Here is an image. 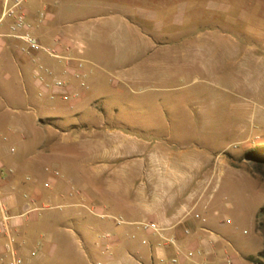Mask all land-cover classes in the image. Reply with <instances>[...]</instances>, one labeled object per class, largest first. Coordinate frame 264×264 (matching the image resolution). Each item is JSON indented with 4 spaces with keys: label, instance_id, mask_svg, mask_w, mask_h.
<instances>
[{
    "label": "rangeland",
    "instance_id": "1",
    "mask_svg": "<svg viewBox=\"0 0 264 264\" xmlns=\"http://www.w3.org/2000/svg\"><path fill=\"white\" fill-rule=\"evenodd\" d=\"M95 1L79 0L76 8L72 1L73 11L102 14ZM145 5L159 14L133 17L142 31L126 46L115 36L111 46L99 50L96 41L88 42L84 56L91 86L80 104L70 108V100L55 96L37 104V110L20 108L26 139L2 140L7 149H18L7 153L8 167L19 161L22 177H33L37 168L41 183H49L47 193H54L37 211L38 220H28L17 232L24 241L23 264H85L88 238L115 234L124 214L104 209L103 200L110 196L100 194L94 211L90 201H82L83 183L91 184L97 170L109 175L99 179V186L112 193L136 180L146 187L162 186L165 174L166 185L178 186L182 200L192 197L195 213L208 219L215 234L249 253V264H264V165L248 156L264 147V64L257 59L264 58V50L254 44L257 28L264 26L258 0ZM185 5L189 13L176 14ZM248 47L249 66L241 67ZM49 76L65 80L67 75L56 70ZM20 78L30 81L26 72ZM2 95L1 108L14 105L6 89ZM48 104L54 109H46ZM41 118L90 128L72 130L64 141L58 131L37 125ZM76 133H81L79 139ZM2 175L0 169V180ZM56 179L63 182L53 187ZM68 181L73 192L63 194L59 190ZM93 225L99 230H92ZM90 259L87 264L106 261L100 254Z\"/></svg>",
    "mask_w": 264,
    "mask_h": 264
},
{
    "label": "crops",
    "instance_id": "2",
    "mask_svg": "<svg viewBox=\"0 0 264 264\" xmlns=\"http://www.w3.org/2000/svg\"><path fill=\"white\" fill-rule=\"evenodd\" d=\"M72 1L77 4L75 8L81 6L79 0H26L24 4L28 18L34 24L35 35L43 45L58 51L61 58H56L44 51L27 53L22 50L24 42L11 35L12 20L3 17L4 0H0V100L5 98L2 91L6 89L9 100L14 104L5 108L0 106V169L4 174L1 176L3 180H0V192L14 215L13 230L16 235L28 220H38L37 211L43 207L41 205L46 204V200H51L54 194L47 193L48 181L41 183L37 168H34L33 177H22L19 161H13L14 166L7 165V153H17L18 149L15 145L7 149L8 147L2 144V140L7 141L13 136L15 139H26L23 132L24 128H27L21 124L22 119L18 116L21 113L20 108L27 107L28 111L37 110V104H45L47 98H52L53 94L65 100L62 98L64 92L71 94L70 108L80 104L87 97L86 91L91 86L89 70L85 65L89 60L84 56L88 42L96 41L94 46L99 50L100 45L111 46L112 36H115L114 39L126 46L136 33L142 31L132 18L137 16L143 20L151 18L153 14H159L157 10L145 4L160 0H96L93 6L100 11L102 9V14L76 13L78 10L73 11ZM119 4H125L127 7L119 9ZM181 9H178L176 14H188L190 8L185 5ZM257 12L260 14L259 17L264 19V0H258ZM40 14H44V18L41 19ZM113 23H117V27L112 29ZM104 33L109 37L107 38ZM142 33L143 36L146 34ZM256 34L254 44L258 49L264 50V26L257 28ZM249 48L245 49L246 62L241 67L249 66ZM257 59L258 64L262 59L264 64V58L258 55ZM56 70L63 71L67 75L65 79L67 85L63 88L55 86V78L49 76ZM24 72L30 77L28 83L21 81L20 77L24 76ZM78 73L79 76L76 75ZM245 77L248 82L247 72ZM44 107L54 109L49 104ZM97 108L96 106L93 109ZM42 120L43 118L36 121L37 125H42L45 131L51 129L58 131L64 136V141H66L65 137L71 135L72 130L78 132L90 128L85 124L57 125ZM91 127L98 128L96 125ZM80 134H74L75 139H79ZM38 145V149L43 147L40 143ZM94 175L91 184L87 180L83 183L82 190L85 192L83 203L90 201V204H86H89L90 210L94 211L99 208L98 196L109 195L110 198H103L104 209L121 212L125 219L123 217L120 219L114 235L107 233L106 237L94 235L88 238L87 242L91 249L82 252L87 259L85 264L89 263L88 260H93L90 257L97 258L99 254L106 261L105 263L97 261L98 264H249V253L244 252L230 239L215 234L210 229L208 219L195 213L197 203L194 205L193 198L187 195V198L182 200L183 194L176 192L179 191L178 186L166 185L168 177L165 174L162 186L146 187L142 184L138 185L136 180L118 193L110 192V188L106 192L103 184L99 186V179L109 175L106 176L100 170L94 171ZM61 182H63L61 179L53 180V187ZM65 183L66 185L59 191L63 194H71L73 191L69 181ZM149 221L156 222L161 229L159 231L144 229L141 223ZM124 223L126 226L123 225ZM90 228L99 230L96 225ZM21 242L24 245V241ZM190 252H193L192 256L189 255ZM174 259L177 261H173Z\"/></svg>",
    "mask_w": 264,
    "mask_h": 264
},
{
    "label": "built area",
    "instance_id": "3",
    "mask_svg": "<svg viewBox=\"0 0 264 264\" xmlns=\"http://www.w3.org/2000/svg\"><path fill=\"white\" fill-rule=\"evenodd\" d=\"M26 0H4L3 17H8L12 20L10 28L11 35L24 42L22 50L27 53L33 51H44L52 57L61 58L58 51L54 48L45 46L35 35L33 28L34 24L28 18V13L24 7ZM40 18H44V14H40ZM77 76L80 73L76 74ZM54 84L58 88H63L67 85L66 80L55 78ZM51 97H55L53 94ZM62 98L69 100L70 93H62ZM15 148H12L14 150ZM59 172L56 171L57 175ZM49 186V183H46ZM199 216V214H197ZM14 215L11 213L7 201L0 192V264H23L22 248L23 244L13 230ZM230 219H227L229 222ZM144 229L159 231L161 228L156 222H142ZM36 254V252H32ZM190 256L193 252L189 253ZM173 261H177L174 259Z\"/></svg>",
    "mask_w": 264,
    "mask_h": 264
},
{
    "label": "trees",
    "instance_id": "4",
    "mask_svg": "<svg viewBox=\"0 0 264 264\" xmlns=\"http://www.w3.org/2000/svg\"><path fill=\"white\" fill-rule=\"evenodd\" d=\"M248 156L254 159L258 164L264 165V147H257L248 152ZM264 211V208H263ZM263 253V252H262Z\"/></svg>",
    "mask_w": 264,
    "mask_h": 264
}]
</instances>
